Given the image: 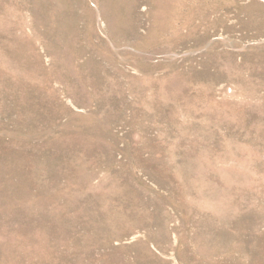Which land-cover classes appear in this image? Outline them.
Segmentation results:
<instances>
[{
    "label": "rangeland",
    "instance_id": "rangeland-1",
    "mask_svg": "<svg viewBox=\"0 0 264 264\" xmlns=\"http://www.w3.org/2000/svg\"><path fill=\"white\" fill-rule=\"evenodd\" d=\"M0 264H264V0H0Z\"/></svg>",
    "mask_w": 264,
    "mask_h": 264
}]
</instances>
